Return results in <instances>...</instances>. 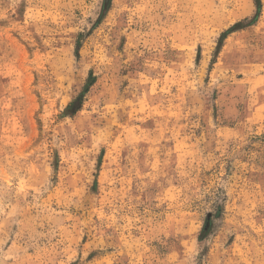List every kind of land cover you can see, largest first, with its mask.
Returning a JSON list of instances; mask_svg holds the SVG:
<instances>
[{"label": "rangeland", "instance_id": "374dc122", "mask_svg": "<svg viewBox=\"0 0 264 264\" xmlns=\"http://www.w3.org/2000/svg\"><path fill=\"white\" fill-rule=\"evenodd\" d=\"M103 2L0 0V264H264V0Z\"/></svg>", "mask_w": 264, "mask_h": 264}, {"label": "trees", "instance_id": "16d2710c", "mask_svg": "<svg viewBox=\"0 0 264 264\" xmlns=\"http://www.w3.org/2000/svg\"><path fill=\"white\" fill-rule=\"evenodd\" d=\"M255 2H256V5H257V10H258V13L261 11V0H255ZM110 3H111V0H104V2H103V14L105 13V12H107V10H108V8H109V6H110ZM93 81V76H92V74H91V76H90V81H89V83H88V85H87V87L85 88V92H87V90H88V88L91 86V82ZM84 93H82V95H80L79 97H78V99H76L75 101H73L72 103H70L69 104V106H68V110L70 111V112H74V113H76L79 109H80V106H81V103H82V99H83V97H84V95H83Z\"/></svg>", "mask_w": 264, "mask_h": 264}]
</instances>
